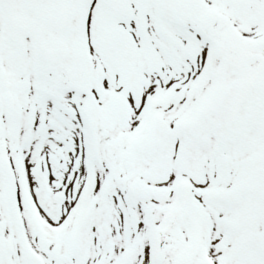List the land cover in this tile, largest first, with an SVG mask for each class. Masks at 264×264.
Listing matches in <instances>:
<instances>
[{"label": "snow or ice", "instance_id": "1", "mask_svg": "<svg viewBox=\"0 0 264 264\" xmlns=\"http://www.w3.org/2000/svg\"><path fill=\"white\" fill-rule=\"evenodd\" d=\"M0 264H264V0H0Z\"/></svg>", "mask_w": 264, "mask_h": 264}]
</instances>
